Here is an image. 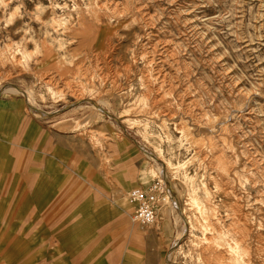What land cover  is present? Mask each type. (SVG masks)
<instances>
[{
  "label": "rangeland",
  "instance_id": "obj_1",
  "mask_svg": "<svg viewBox=\"0 0 264 264\" xmlns=\"http://www.w3.org/2000/svg\"><path fill=\"white\" fill-rule=\"evenodd\" d=\"M128 250L264 264V0H0V264Z\"/></svg>",
  "mask_w": 264,
  "mask_h": 264
},
{
  "label": "built area",
  "instance_id": "obj_2",
  "mask_svg": "<svg viewBox=\"0 0 264 264\" xmlns=\"http://www.w3.org/2000/svg\"><path fill=\"white\" fill-rule=\"evenodd\" d=\"M128 199L131 205V220L147 225L156 220L158 209L166 203L167 193L162 183L154 181L146 187L131 190Z\"/></svg>",
  "mask_w": 264,
  "mask_h": 264
},
{
  "label": "crops",
  "instance_id": "obj_3",
  "mask_svg": "<svg viewBox=\"0 0 264 264\" xmlns=\"http://www.w3.org/2000/svg\"><path fill=\"white\" fill-rule=\"evenodd\" d=\"M70 131H72V130H70ZM84 138L88 139V142L90 144H92L93 146L95 145V142H94L92 136L89 135L88 132H83V135L81 136V141H83ZM117 205L120 206V204H118V203H117ZM121 215H123V214H121ZM130 231H131V235H132L131 238L132 239H139V238H141L139 232H137V229H134V228L131 227L130 228ZM170 258H171V251L166 255V261L172 262V260H169ZM129 260H130V253H129V250H128L127 253H126V255H125V259H124L125 264H128Z\"/></svg>",
  "mask_w": 264,
  "mask_h": 264
},
{
  "label": "bare ground",
  "instance_id": "obj_4",
  "mask_svg": "<svg viewBox=\"0 0 264 264\" xmlns=\"http://www.w3.org/2000/svg\"><path fill=\"white\" fill-rule=\"evenodd\" d=\"M165 77V76H164ZM156 79V78H155ZM159 79V78H158ZM155 81H157V80H155ZM159 81V80H158ZM162 81H164V80H162ZM157 84V83H156ZM186 105V104H185ZM177 121H178V119H177ZM223 133V132H222ZM188 134V133H187ZM188 140V139H187ZM148 154V153H147ZM147 156H149L150 158H154L153 157V155H151V154H148ZM257 170V169H256ZM170 197H171V195H170ZM172 198V197H171ZM181 216V215H180ZM183 219V218H182ZM216 243V242H215ZM212 244V243H211ZM203 245V244H202ZM222 248V247H221ZM225 249V248H224ZM230 249V248H229ZM211 250V249H210ZM214 252V251H213ZM230 252V251H229ZM228 252V253H229ZM223 256H225V255H223ZM243 257V256H242ZM216 258V257H215ZM224 258H229V257H224ZM206 259V258H205ZM219 259V258H218ZM209 260V259H208ZM211 260H212V258H211ZM224 260V259H223ZM228 260H230V259H228ZM234 261V260H233ZM250 261V260H249ZM249 261H247V262H249ZM206 261H204V263H205ZM224 262H227V259H225V261ZM254 262V261H253ZM263 262V261H262ZM215 263V262H214ZM213 263V264H214ZM208 264V263H207ZM256 264V263H255Z\"/></svg>",
  "mask_w": 264,
  "mask_h": 264
}]
</instances>
